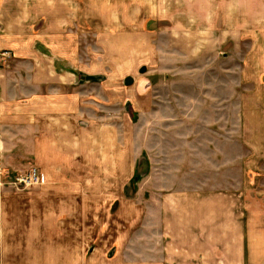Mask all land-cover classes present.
<instances>
[{"label":"rangeland","instance_id":"374dc122","mask_svg":"<svg viewBox=\"0 0 264 264\" xmlns=\"http://www.w3.org/2000/svg\"><path fill=\"white\" fill-rule=\"evenodd\" d=\"M201 2L193 11L203 14L204 20L182 22L173 8L172 21L156 23L153 32L142 27V36L134 39L89 32L84 37L57 39L61 47L52 49V37L35 33L8 38L7 45L0 46V67L13 68L12 93L21 94L24 89L27 82L20 75L26 68L33 67L30 74L34 71L38 78L40 63L75 61L73 68L78 72L103 79L76 88L77 94L87 97L91 109L87 112L88 103H81L87 109L76 124L87 133L83 137L87 149L77 154L72 172L103 177V188L94 196L107 200L93 199L91 213H44L47 208L36 200L43 183L27 188L11 183L17 174L37 164L21 160V166L4 170L0 187L5 196H0V205L5 204L11 217L13 236L7 238V248L13 254L12 264H21L16 254L26 249L28 262L24 264H57L39 254L43 246L37 245L38 234L47 228L52 232L56 225L61 227L57 235L85 239L82 248L90 251L102 243L100 236L107 242L105 248L112 249L119 233L126 234V247L134 244L128 237L135 233L147 243L148 234L152 239V207L181 205L187 199L180 194V186L194 183L200 188L197 193L186 189L190 196L198 197L203 184L204 192L217 194L221 207L228 206L231 196L239 205L243 195L236 194V189L252 191L258 206L249 217L252 226L247 232H252L254 264H260L259 247L264 240V215L257 214H264V202L259 200L261 191L264 194L263 30L260 22L244 20L246 0ZM86 66L94 71H85ZM127 76L131 80L125 86ZM35 84L34 78L26 85L30 95L49 92L44 82ZM194 175L198 179L189 182L187 177ZM238 217L247 219L241 213ZM143 263L152 264V260Z\"/></svg>","mask_w":264,"mask_h":264},{"label":"crops","instance_id":"0c3cea01","mask_svg":"<svg viewBox=\"0 0 264 264\" xmlns=\"http://www.w3.org/2000/svg\"><path fill=\"white\" fill-rule=\"evenodd\" d=\"M246 5L244 20L260 22L263 37L264 0H246ZM200 6L201 0H0V46H6L8 38H25L35 33L42 38L52 37L55 43L52 49H60L57 39L84 37L89 32H96L99 37L134 39L142 36V27L153 32L156 23L172 21L173 8L180 14L182 22H195L199 18L202 21L205 19L203 14L193 11ZM73 67H77L75 61L40 63L38 78L34 77V71L30 74L33 67L26 68L20 75L27 82L21 94L12 93L13 68L0 67V173L21 166V160L35 162L43 180V187L36 191V200L37 204L47 208L44 213L48 214L91 213L92 201L98 197L94 193L103 188L100 185L103 177L72 172V167L77 165V154L87 149L83 139L87 133L76 124L77 118L87 109L81 103H88L87 112L91 109L87 97L77 94L76 88L103 80L99 77L102 75L91 73L93 67L84 68L91 74L78 72ZM34 78L35 86L44 82L45 87L50 88L49 92L30 95L26 85ZM126 78L125 86L131 76ZM187 178L192 183L198 179H194L195 175ZM180 188V194L187 199L181 205L152 207V239L148 234L147 243L141 242L135 233L132 238L128 237L134 244L126 247V234L119 233L112 249L105 248L107 242L100 236L98 240L102 243L97 242L99 246L90 251L82 248L85 239L57 235L56 230L61 231V227L56 225L52 232L47 228L38 234L37 245L43 246L39 254L44 253V258L57 264H144L150 260L152 264H254L252 232H247L252 226L249 217L258 206L253 203L252 191L236 189V194L243 195L239 205L231 196L228 206L221 207L215 198L217 194L204 192L203 184L198 197L190 196L186 189L197 193L199 183L192 187L181 185ZM1 189L0 196L4 194ZM106 198L96 201H106ZM263 199L261 191L260 204ZM240 213L247 219H240ZM257 214L263 218L261 211ZM9 220L11 217L5 204L0 205L1 264L13 262V254L7 248V238L13 236ZM101 228L104 229V223ZM259 248L264 256V240ZM16 255L21 264L28 262L27 249ZM263 256L258 258L260 264H264Z\"/></svg>","mask_w":264,"mask_h":264},{"label":"built area","instance_id":"2783aa9c","mask_svg":"<svg viewBox=\"0 0 264 264\" xmlns=\"http://www.w3.org/2000/svg\"><path fill=\"white\" fill-rule=\"evenodd\" d=\"M11 183L17 188H27L41 185L43 180L39 168L32 166L27 171L17 174Z\"/></svg>","mask_w":264,"mask_h":264}]
</instances>
